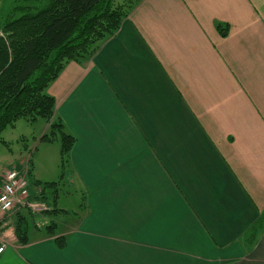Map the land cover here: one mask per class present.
I'll return each instance as SVG.
<instances>
[{"label": "crops", "instance_id": "crops-1", "mask_svg": "<svg viewBox=\"0 0 264 264\" xmlns=\"http://www.w3.org/2000/svg\"><path fill=\"white\" fill-rule=\"evenodd\" d=\"M45 92L76 205L24 245L3 215L0 264H264V227L245 243L264 211V1L141 0Z\"/></svg>", "mask_w": 264, "mask_h": 264}, {"label": "trees", "instance_id": "trees-1", "mask_svg": "<svg viewBox=\"0 0 264 264\" xmlns=\"http://www.w3.org/2000/svg\"><path fill=\"white\" fill-rule=\"evenodd\" d=\"M140 1L0 0V144H4L3 130L20 119L30 124L43 120L48 128L39 142L59 143V181L31 183L40 188L34 199L47 208L38 213L19 209L15 214L13 234L19 245L28 242L29 231L38 229L36 218L66 214L57 207L58 189L75 140L54 117L55 100L45 90L68 62L82 63L92 57ZM217 30L224 32L225 28L218 25ZM30 173L28 166L29 176ZM47 192L50 205L45 202ZM263 227L264 211L245 235L248 246ZM42 230L55 236L56 224L50 221ZM55 241L59 247L64 246L61 237Z\"/></svg>", "mask_w": 264, "mask_h": 264}, {"label": "rangeland", "instance_id": "rangeland-1", "mask_svg": "<svg viewBox=\"0 0 264 264\" xmlns=\"http://www.w3.org/2000/svg\"><path fill=\"white\" fill-rule=\"evenodd\" d=\"M123 0H118L121 3ZM252 2H258L259 0H249ZM264 1V0H261ZM237 4L233 3V15H238ZM45 122L43 120H37L35 123L20 119L15 122L13 127H7L2 132V139L4 144H0V176L4 170L19 169L16 164H27L30 166L31 173L28 175V181L31 188V198L37 195L39 187L35 188L31 183L35 179L40 180L41 183H50L59 181L60 169H59V143H38V136L44 129ZM41 145V146H39ZM39 146V148H38ZM37 147V148H36ZM8 168V169H7ZM69 171L68 165L65 167V178L69 177L67 172ZM5 172V171H4ZM4 174V173H3ZM71 186L67 185L66 181L60 182L58 189V208L59 209H73L76 205L75 196ZM37 189V191H34ZM48 199L46 204L50 205V199L48 192L46 193ZM51 197V196H50ZM13 212V211H12ZM16 210H14V213ZM38 213V212H37ZM3 215H0V219ZM65 215L61 214L57 217V220H62ZM39 217L35 219L36 226L41 225ZM47 222H50L47 220ZM46 222V223H47ZM7 228V227H6ZM3 226V229H6ZM3 231V230H2Z\"/></svg>", "mask_w": 264, "mask_h": 264}, {"label": "built area", "instance_id": "built-area-1", "mask_svg": "<svg viewBox=\"0 0 264 264\" xmlns=\"http://www.w3.org/2000/svg\"><path fill=\"white\" fill-rule=\"evenodd\" d=\"M37 191V189H34ZM31 188L28 181V166L21 163L19 169L5 170L0 181V215H5L14 210L30 209L40 212L47 206L30 197ZM6 247L5 242L0 243V256Z\"/></svg>", "mask_w": 264, "mask_h": 264}]
</instances>
